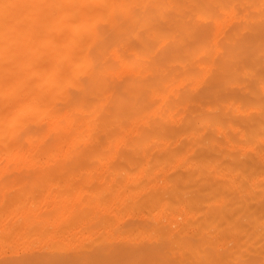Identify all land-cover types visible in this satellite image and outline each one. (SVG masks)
Segmentation results:
<instances>
[{
  "label": "bare ground",
  "instance_id": "1",
  "mask_svg": "<svg viewBox=\"0 0 264 264\" xmlns=\"http://www.w3.org/2000/svg\"><path fill=\"white\" fill-rule=\"evenodd\" d=\"M0 264H264V0H0Z\"/></svg>",
  "mask_w": 264,
  "mask_h": 264
},
{
  "label": "rangeland",
  "instance_id": "2",
  "mask_svg": "<svg viewBox=\"0 0 264 264\" xmlns=\"http://www.w3.org/2000/svg\"><path fill=\"white\" fill-rule=\"evenodd\" d=\"M58 8H59V6L58 5H52V6H50L49 7V10H50V13H52V15H56V13H57V10H58ZM222 26H224V25H222ZM226 29V26L225 27H223V30H225ZM220 30V29H219ZM221 30H222V28H221ZM222 30V32H220V33H222L223 34V31ZM219 38H220V34H219ZM114 53V52H113ZM218 58V57H217ZM210 74V73H209ZM212 74V73H211ZM208 77L210 76V75H207Z\"/></svg>",
  "mask_w": 264,
  "mask_h": 264
}]
</instances>
